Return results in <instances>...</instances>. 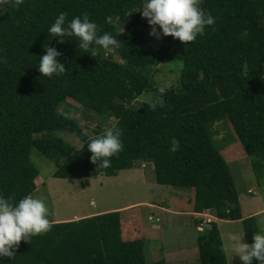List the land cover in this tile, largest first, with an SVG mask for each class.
<instances>
[{"label":"trees","instance_id":"trees-1","mask_svg":"<svg viewBox=\"0 0 264 264\" xmlns=\"http://www.w3.org/2000/svg\"><path fill=\"white\" fill-rule=\"evenodd\" d=\"M143 3L20 0L0 15V193L19 199L36 190L39 169L31 159L36 148L60 160L54 175L62 178L114 176L152 163L157 183L194 190L195 212L212 209L219 218H243L240 193L215 144L213 126L221 120L230 125L254 170L264 166V0H200L214 24L193 42L167 35L158 47L148 44L139 27L149 26L139 11ZM60 12L67 13L66 21L86 13L98 34L117 38L113 52L91 45L92 57L75 36L60 43L47 31ZM47 44L61 53L65 73L45 77L37 70ZM167 58L184 64L179 85L164 89L160 103L133 105L154 89L151 76ZM62 105L100 119L98 130L85 132L74 115L60 111ZM106 114L115 117L113 125H106ZM106 127L120 129L122 150L107 168H99L86 144ZM52 132L61 135L49 136ZM121 212L50 222L49 231L21 240L14 256H0V264H166L164 258L147 260L143 236L123 237ZM242 224L251 243L258 221L249 216ZM196 243L199 264H229L216 219L198 231Z\"/></svg>","mask_w":264,"mask_h":264},{"label":"rangeland","instance_id":"rangeland-1","mask_svg":"<svg viewBox=\"0 0 264 264\" xmlns=\"http://www.w3.org/2000/svg\"><path fill=\"white\" fill-rule=\"evenodd\" d=\"M139 27L145 32L149 45L158 47L163 43V36L156 39L149 35L150 26ZM157 29L159 31L158 26ZM183 66L182 61L172 58L162 61L151 76L155 82L154 89L139 95L133 105L143 101L162 102L159 89L178 86ZM60 111L74 115L85 132L94 134L98 130L97 121L100 119L89 120L81 111L73 112L67 105H62ZM106 115V125H113L115 117ZM213 130L215 144L232 169L240 193L242 211L246 214L258 212L254 216L259 221L264 217V166L254 170L252 158L241 154V147L232 127L223 120L217 121ZM51 135L61 134L52 132L49 136ZM62 136L80 144L73 134L64 133ZM31 159L39 169V175L35 179L37 188L31 195L44 200L49 209L50 222L121 210L123 237L133 239L143 236L149 262L164 258L165 251L166 259L170 261L168 264H199L197 229L193 223L195 217L192 216L194 190L157 183L152 163L145 162L143 167L138 163L133 168L120 170L114 176L101 173L91 178H62L54 175L59 159H49L36 148L31 149ZM180 212L183 214L177 215ZM195 215L205 224L212 217L217 218L213 210ZM217 219L225 246L229 233L243 236L245 241L244 227L240 221L227 223ZM258 225L260 231L264 225L259 222ZM227 253L229 264H242L238 256L232 257L231 253Z\"/></svg>","mask_w":264,"mask_h":264},{"label":"clouds","instance_id":"clouds-1","mask_svg":"<svg viewBox=\"0 0 264 264\" xmlns=\"http://www.w3.org/2000/svg\"><path fill=\"white\" fill-rule=\"evenodd\" d=\"M19 2L0 0V15ZM139 11L150 26V36L159 39L171 35L182 43L193 42L198 35H203L205 26L213 25L216 19L211 12L200 7V0H144ZM66 16L67 13L60 12L47 29L60 43L66 37L75 36L78 38V47L92 57L96 50L92 48L88 51L91 45L100 46L105 53L113 52L117 38L108 32L98 34V25L86 13L74 16L70 21H66ZM43 47L44 52L39 56L36 66L41 76L65 73V65L58 59L61 53L48 44ZM159 91L163 92L164 88L161 87ZM86 145L91 153L90 161L98 164L99 168H107L111 163L110 158L122 150L121 131L116 127H106L102 133L89 138ZM48 213L49 209L42 198L29 194L14 199L0 193V256L12 258L21 240L29 242L33 236L49 231L52 225ZM258 222L264 225V217ZM227 241L224 251L231 253L232 257L238 256L242 264H252L254 260L257 264H264V227L254 232L251 243L245 242L243 236L235 233H229Z\"/></svg>","mask_w":264,"mask_h":264},{"label":"crops","instance_id":"crops-1","mask_svg":"<svg viewBox=\"0 0 264 264\" xmlns=\"http://www.w3.org/2000/svg\"><path fill=\"white\" fill-rule=\"evenodd\" d=\"M143 166H144V164H143ZM192 209H193V208H192ZM210 210H212V209H207L206 211H210ZM242 210H243V209H242ZM193 211H194V210H193ZM206 211H204V212H206ZM204 212L197 213V212L194 211V213L192 214V216L195 217L194 220H193V223L195 224V228L197 229L196 234H198V231H199V230H201L202 228L206 227L207 224H205V223H203V222H199V223H198V221H201V219L198 220L197 215H195V214H202V213H204ZM242 213H243V218H245V217H249V216L257 215L258 212L255 213V212L253 211V213L246 214V213H244V212L242 211ZM179 214H183V213H182V212L177 213V215H179ZM212 218H213V219H216L217 221H219V219H217L216 217H215V218L212 217ZM243 218H241V219H230V220L220 218V221L227 222V223H229V222L232 223V222L240 221V222L242 223V219H243ZM186 225H187V224H183V226H186ZM218 225H219V223H218ZM191 228L193 229V226H191ZM219 228H220V227H219ZM220 231H221V229H220ZM222 234H223V233H221V236H222ZM224 244H225V242H224ZM197 254H198V253H197ZM197 254H196V256H197ZM163 256H165V257H164V260H165L166 264H168V262H170V261H168V260L166 259V253H165V251L163 252ZM227 256H228V253H227ZM228 259H229V258H228Z\"/></svg>","mask_w":264,"mask_h":264}]
</instances>
